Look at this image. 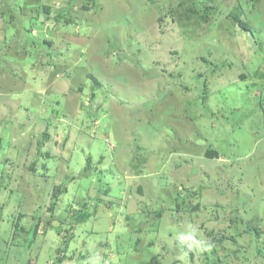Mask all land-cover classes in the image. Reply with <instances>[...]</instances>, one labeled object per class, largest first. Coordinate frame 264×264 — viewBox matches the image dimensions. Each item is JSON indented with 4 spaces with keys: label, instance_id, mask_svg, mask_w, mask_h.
<instances>
[{
    "label": "rangeland",
    "instance_id": "1",
    "mask_svg": "<svg viewBox=\"0 0 264 264\" xmlns=\"http://www.w3.org/2000/svg\"><path fill=\"white\" fill-rule=\"evenodd\" d=\"M0 264H264V0H0Z\"/></svg>",
    "mask_w": 264,
    "mask_h": 264
},
{
    "label": "trees",
    "instance_id": "2",
    "mask_svg": "<svg viewBox=\"0 0 264 264\" xmlns=\"http://www.w3.org/2000/svg\"><path fill=\"white\" fill-rule=\"evenodd\" d=\"M45 9L47 10L48 7H46ZM237 23H238L243 29H246V30H250V29H251L249 23H248L246 20H243V19H239V18H237ZM95 81H96V83H98L97 80H95ZM60 192H61V187H60L59 185H58V186H55V188H54V194L57 195V194L60 193ZM161 213H162V210L159 209V210L157 211V215L160 216ZM87 217H88V215H87V214H86V215L84 214V215H81V216H80V219H81V220H85V219H87Z\"/></svg>",
    "mask_w": 264,
    "mask_h": 264
}]
</instances>
